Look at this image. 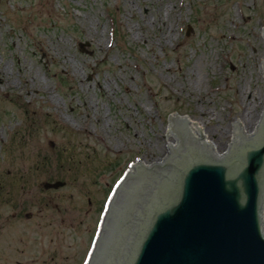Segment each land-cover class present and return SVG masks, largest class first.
I'll return each mask as SVG.
<instances>
[{
	"label": "rangeland",
	"instance_id": "obj_1",
	"mask_svg": "<svg viewBox=\"0 0 264 264\" xmlns=\"http://www.w3.org/2000/svg\"><path fill=\"white\" fill-rule=\"evenodd\" d=\"M260 19L264 0H0L15 80L0 87V264H81L123 165L165 153L166 113L200 122L221 153L234 118L252 129Z\"/></svg>",
	"mask_w": 264,
	"mask_h": 264
},
{
	"label": "water",
	"instance_id": "obj_2",
	"mask_svg": "<svg viewBox=\"0 0 264 264\" xmlns=\"http://www.w3.org/2000/svg\"><path fill=\"white\" fill-rule=\"evenodd\" d=\"M259 64L264 76V60ZM261 108L252 133L235 118L228 123L226 156L213 153L211 142H202L203 135L194 123L185 122V114L166 113L161 134L169 135L165 153L133 167L122 183L89 264H264ZM130 164L123 165L119 179ZM101 213L97 210L83 260Z\"/></svg>",
	"mask_w": 264,
	"mask_h": 264
},
{
	"label": "bare ground",
	"instance_id": "obj_3",
	"mask_svg": "<svg viewBox=\"0 0 264 264\" xmlns=\"http://www.w3.org/2000/svg\"><path fill=\"white\" fill-rule=\"evenodd\" d=\"M156 24L157 25H159V24L161 25L160 26V31L163 33V35L166 34L167 29L169 31L172 30L171 28H168V26H167V24L165 22L164 16L161 13V11H159V17L156 20ZM163 28H166V30H164ZM262 37H263V35H262ZM40 49L42 51H46L47 53H50V55L52 56V52H50L51 48H50V46H49L47 41L44 40V41H42L40 43ZM16 59L18 61L19 57L16 56ZM263 60H264V57L262 58L261 61H263ZM61 62L62 61H59L57 59V63L58 64H60ZM63 62L67 63L68 59L65 58V60ZM29 70H30V68H29ZM19 73L27 74L28 73V67L26 68L25 65H23L22 63H19ZM262 76H263V73H262ZM263 78H264V76H263ZM39 80H40L39 78L31 77V76H30L29 80L25 79V84H27L25 87H26L27 93H29V95H31V93L34 92V91L38 92V90H40V87H41L40 83L41 82ZM14 83H15L14 74L12 72H8L4 66H0V87H1V89L5 90V91H9V90L12 89V87H14ZM240 92L242 93V95H245V93H246V91L244 89H241ZM52 102H54V101L52 100ZM58 107H59V105H57V108ZM185 122L194 123V125L198 128V130L203 135L202 142H211L213 153H221V151L219 150V148L216 145V143L212 142L211 139L209 138V136L207 135L206 128L200 122H197L196 120H193L190 117H185ZM237 122L240 124V126L242 127V129L245 132L252 133L253 128L249 129L248 127H246L244 125V123H243L244 121L242 119L241 120H237ZM213 133L219 134L221 136L224 135V132H221L219 130H216V131L214 130ZM167 136L169 137V135H167ZM263 219H264V211H263ZM263 229H264V226H263Z\"/></svg>",
	"mask_w": 264,
	"mask_h": 264
},
{
	"label": "flooded vegetation",
	"instance_id": "obj_4",
	"mask_svg": "<svg viewBox=\"0 0 264 264\" xmlns=\"http://www.w3.org/2000/svg\"><path fill=\"white\" fill-rule=\"evenodd\" d=\"M57 224L59 223V222H56Z\"/></svg>",
	"mask_w": 264,
	"mask_h": 264
}]
</instances>
